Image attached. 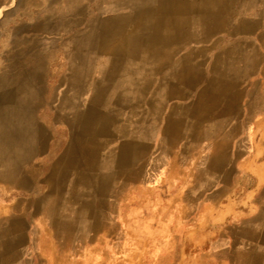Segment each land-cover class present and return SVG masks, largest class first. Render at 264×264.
I'll return each instance as SVG.
<instances>
[{"label":"rangeland","instance_id":"rangeland-1","mask_svg":"<svg viewBox=\"0 0 264 264\" xmlns=\"http://www.w3.org/2000/svg\"><path fill=\"white\" fill-rule=\"evenodd\" d=\"M263 64L264 0L0 3V114L35 130L26 160L0 165V264H264V192L218 223L242 194L201 175L234 148L211 144L224 77ZM133 65L111 113L77 88ZM108 114L110 131L80 127Z\"/></svg>","mask_w":264,"mask_h":264},{"label":"crops","instance_id":"crops-1","mask_svg":"<svg viewBox=\"0 0 264 264\" xmlns=\"http://www.w3.org/2000/svg\"><path fill=\"white\" fill-rule=\"evenodd\" d=\"M234 77L230 81L223 79L231 83V90L226 89L217 104L226 109L212 118V125L218 127L219 133L218 140L211 143L230 144L234 148L227 161L213 165L207 159L206 169L201 167V171H205L201 175L214 180L211 183L236 187L235 192L242 194L238 201L241 207L224 208L221 214L212 217L217 218L218 223L249 210L264 192V64L258 74L254 72L244 78L243 84L234 83ZM240 187H243L241 192Z\"/></svg>","mask_w":264,"mask_h":264},{"label":"bare ground","instance_id":"bare-ground-1","mask_svg":"<svg viewBox=\"0 0 264 264\" xmlns=\"http://www.w3.org/2000/svg\"><path fill=\"white\" fill-rule=\"evenodd\" d=\"M80 49L84 52L89 49L88 46L85 45V42L80 43ZM92 73L87 70L84 71L80 76V83L83 85L77 86L78 89L83 88L84 84L88 82L87 88L91 93V103H99L101 105H105L109 109V113H111L115 106L118 103V99L124 95L123 90L124 87L132 86L136 81V75H138V68L136 65H133L131 69L128 71H121L120 77L114 79L111 83L99 85L94 84L97 78L90 79L89 74ZM96 74V73H95ZM130 74V76H129ZM92 77V76H91ZM91 80V81H90ZM76 102L82 106L84 105L83 100L85 99L83 95H77L75 98ZM86 109L85 106L81 108V116L88 114L89 110ZM0 114V165L2 163H7L9 167H12V164H16L17 162H22L26 160V152L28 151L29 146L26 144V140L35 135L33 126H31L32 121L30 119H22L20 123L16 121L15 110H4ZM108 114V116H104L100 119H92L93 123H85L81 122V126H84V129H87L89 126L94 125L98 126L93 135H98V132H101L103 129H107L110 131L113 126V117ZM63 120L67 118L65 114L61 117ZM68 121V120H67ZM71 121V120H70ZM81 121V120H80ZM79 121V122H80ZM73 123V121H71ZM77 123V121H76ZM87 126V127H86ZM86 127V128H85ZM34 130V131H33ZM106 130V131H107ZM31 146V145H30ZM84 151L77 152V163L83 162L85 160ZM72 159L67 161V165L72 164ZM3 167V166H1Z\"/></svg>","mask_w":264,"mask_h":264}]
</instances>
